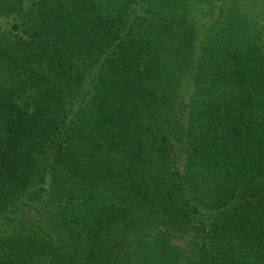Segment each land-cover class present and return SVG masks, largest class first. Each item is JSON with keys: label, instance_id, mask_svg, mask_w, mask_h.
Listing matches in <instances>:
<instances>
[{"label": "trees", "instance_id": "1", "mask_svg": "<svg viewBox=\"0 0 264 264\" xmlns=\"http://www.w3.org/2000/svg\"><path fill=\"white\" fill-rule=\"evenodd\" d=\"M262 179L245 14L0 0V264H264Z\"/></svg>", "mask_w": 264, "mask_h": 264}, {"label": "rangeland", "instance_id": "2", "mask_svg": "<svg viewBox=\"0 0 264 264\" xmlns=\"http://www.w3.org/2000/svg\"><path fill=\"white\" fill-rule=\"evenodd\" d=\"M219 2L225 9L233 8L241 14H245L250 22L252 32L255 35L261 36L262 39L264 38V0H219ZM214 10L216 11L218 9ZM185 83H187V81L183 84ZM185 91L181 92V94L183 95ZM186 94L187 92L184 95ZM260 186L264 192V179L261 180ZM235 199H238V196H236ZM19 224H21L20 221H18V224L13 225L10 221L5 219L0 221V229L11 232L13 228L18 227ZM171 243L174 251L179 253L180 257L182 256L181 254L189 252L190 242L187 237L179 236L173 238Z\"/></svg>", "mask_w": 264, "mask_h": 264}]
</instances>
